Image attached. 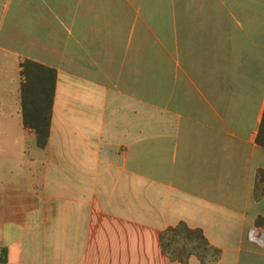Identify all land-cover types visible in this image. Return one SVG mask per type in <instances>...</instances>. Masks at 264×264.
Wrapping results in <instances>:
<instances>
[{"label": "crops", "instance_id": "crops-1", "mask_svg": "<svg viewBox=\"0 0 264 264\" xmlns=\"http://www.w3.org/2000/svg\"><path fill=\"white\" fill-rule=\"evenodd\" d=\"M28 61L57 72L44 149ZM0 74V264H183L181 224L219 251L186 264H264V0H0Z\"/></svg>", "mask_w": 264, "mask_h": 264}, {"label": "trees", "instance_id": "trees-1", "mask_svg": "<svg viewBox=\"0 0 264 264\" xmlns=\"http://www.w3.org/2000/svg\"><path fill=\"white\" fill-rule=\"evenodd\" d=\"M22 106L25 127L36 132L40 148L49 144L53 105L57 86V72L43 65L28 61L23 65ZM258 143L264 147V121L258 135ZM259 192L264 194V171L259 173ZM163 252L172 261L183 264L197 256L203 263L210 253L218 256L219 251L212 248L201 230H194L185 224L170 228L162 233Z\"/></svg>", "mask_w": 264, "mask_h": 264}, {"label": "built area", "instance_id": "built-area-1", "mask_svg": "<svg viewBox=\"0 0 264 264\" xmlns=\"http://www.w3.org/2000/svg\"><path fill=\"white\" fill-rule=\"evenodd\" d=\"M249 239L251 242L264 247V230L255 227L251 230Z\"/></svg>", "mask_w": 264, "mask_h": 264}, {"label": "rangeland", "instance_id": "rangeland-1", "mask_svg": "<svg viewBox=\"0 0 264 264\" xmlns=\"http://www.w3.org/2000/svg\"><path fill=\"white\" fill-rule=\"evenodd\" d=\"M1 77H2V76H1V74H0V78H1ZM0 92H2V93H3V92H4V90L0 88ZM2 107H3V106H2ZM6 108H7V106H6ZM6 111H7V110H6ZM0 112H1V111H0Z\"/></svg>", "mask_w": 264, "mask_h": 264}]
</instances>
